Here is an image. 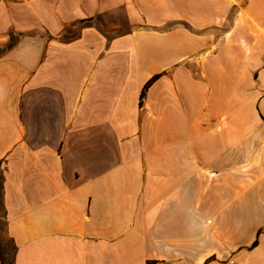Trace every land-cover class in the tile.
<instances>
[{
  "label": "crops",
  "instance_id": "0c3cea01",
  "mask_svg": "<svg viewBox=\"0 0 264 264\" xmlns=\"http://www.w3.org/2000/svg\"><path fill=\"white\" fill-rule=\"evenodd\" d=\"M0 264H264V0H0Z\"/></svg>",
  "mask_w": 264,
  "mask_h": 264
},
{
  "label": "rangeland",
  "instance_id": "374dc122",
  "mask_svg": "<svg viewBox=\"0 0 264 264\" xmlns=\"http://www.w3.org/2000/svg\"><path fill=\"white\" fill-rule=\"evenodd\" d=\"M108 17V22L111 21H118L119 24H123L124 20H123V15L122 14H113V15H107ZM107 22V25L105 23H103V21L101 22V25L99 26L98 24H96L97 28L99 31L107 34V36H112L115 35L117 33L126 31L127 28L124 27H118L116 29L111 30V28H109V23ZM115 23V22H114ZM79 31V27L77 26L76 28H69L66 29L61 35L60 38L61 39H68V38H72L75 37L78 34Z\"/></svg>",
  "mask_w": 264,
  "mask_h": 264
},
{
  "label": "trees",
  "instance_id": "16d2710c",
  "mask_svg": "<svg viewBox=\"0 0 264 264\" xmlns=\"http://www.w3.org/2000/svg\"><path fill=\"white\" fill-rule=\"evenodd\" d=\"M155 77L151 78L144 86L142 92H141V97L143 96L144 91L148 88V86L151 84L152 81H154Z\"/></svg>",
  "mask_w": 264,
  "mask_h": 264
}]
</instances>
